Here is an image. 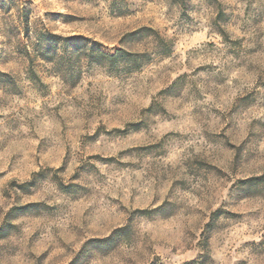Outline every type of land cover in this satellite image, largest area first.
Segmentation results:
<instances>
[{"label":"rangeland","instance_id":"obj_1","mask_svg":"<svg viewBox=\"0 0 264 264\" xmlns=\"http://www.w3.org/2000/svg\"><path fill=\"white\" fill-rule=\"evenodd\" d=\"M0 18V264H264V0Z\"/></svg>","mask_w":264,"mask_h":264},{"label":"trees","instance_id":"obj_2","mask_svg":"<svg viewBox=\"0 0 264 264\" xmlns=\"http://www.w3.org/2000/svg\"><path fill=\"white\" fill-rule=\"evenodd\" d=\"M21 20L23 19V17H20ZM25 20V19H24ZM0 23L2 26V31L4 30L5 27V19L0 18ZM37 52H41V51H37ZM34 57V54L32 52H25L24 58L31 63L32 62V58ZM131 54L125 52L123 49L117 50L116 52H114L113 54H104L100 51H95L94 54L90 55L88 54L87 59L88 60H92L94 59L96 62H107L108 64H114L117 62H123V63H136V61L134 59L130 60ZM7 78L6 74L0 73V83L5 82V79ZM260 179L256 178V179H250L247 182H256L259 181Z\"/></svg>","mask_w":264,"mask_h":264}]
</instances>
